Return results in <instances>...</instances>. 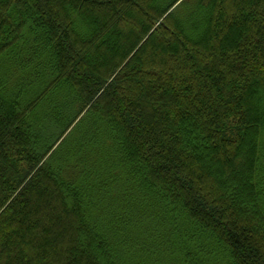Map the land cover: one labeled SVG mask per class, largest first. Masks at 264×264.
<instances>
[{"label":"trees","instance_id":"trees-1","mask_svg":"<svg viewBox=\"0 0 264 264\" xmlns=\"http://www.w3.org/2000/svg\"><path fill=\"white\" fill-rule=\"evenodd\" d=\"M0 264H264V0H0Z\"/></svg>","mask_w":264,"mask_h":264}]
</instances>
